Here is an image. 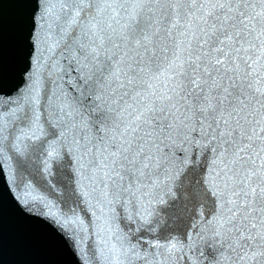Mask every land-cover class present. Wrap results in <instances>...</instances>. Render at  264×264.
Masks as SVG:
<instances>
[{"label": "snow or ice", "instance_id": "snow-or-ice-1", "mask_svg": "<svg viewBox=\"0 0 264 264\" xmlns=\"http://www.w3.org/2000/svg\"><path fill=\"white\" fill-rule=\"evenodd\" d=\"M20 2L10 72L0 15L20 211L71 264H264V0Z\"/></svg>", "mask_w": 264, "mask_h": 264}, {"label": "water", "instance_id": "water-1", "mask_svg": "<svg viewBox=\"0 0 264 264\" xmlns=\"http://www.w3.org/2000/svg\"><path fill=\"white\" fill-rule=\"evenodd\" d=\"M27 5L3 0V48L6 71L11 70L18 43V26ZM0 264H71L72 257L52 232L24 215L4 184L0 171Z\"/></svg>", "mask_w": 264, "mask_h": 264}]
</instances>
